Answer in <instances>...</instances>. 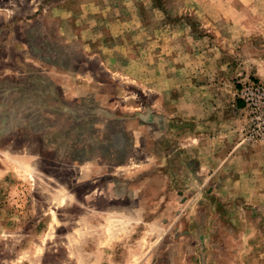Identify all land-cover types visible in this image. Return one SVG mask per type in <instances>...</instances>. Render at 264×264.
Wrapping results in <instances>:
<instances>
[{
  "label": "rangeland",
  "instance_id": "rangeland-1",
  "mask_svg": "<svg viewBox=\"0 0 264 264\" xmlns=\"http://www.w3.org/2000/svg\"><path fill=\"white\" fill-rule=\"evenodd\" d=\"M252 81L264 0H0V264H264ZM177 96L206 170L163 117Z\"/></svg>",
  "mask_w": 264,
  "mask_h": 264
},
{
  "label": "crops",
  "instance_id": "crops-1",
  "mask_svg": "<svg viewBox=\"0 0 264 264\" xmlns=\"http://www.w3.org/2000/svg\"><path fill=\"white\" fill-rule=\"evenodd\" d=\"M183 102V99L180 100V97L177 96L174 98L173 100V105L172 108L170 110H166V108H164L163 111V117L166 120L167 118H174L177 121H185L189 123V128L186 130H180L178 133L177 137V146L178 148H180V150L183 151V153H185V155L189 154V159H193L195 160L196 163L199 162V165H201L202 170H206V164L207 162L203 161V157L207 154H209L210 151V147H211V138H206L204 137V134H202V132H198L199 131V123H201L202 121L199 119V113H197V111L193 110L192 108L190 110H185L183 108V106L181 105V103ZM214 118L211 117L210 120H208L206 123H209V121H212ZM218 123L221 125H225L227 122H233L234 118L232 116H228V115H223L220 118L217 119ZM215 124V121H214ZM166 126V123H165ZM168 157V151H163L160 152L158 154V164L159 166H161L164 163V159H166ZM164 166V165H163ZM154 180H159V182H161L162 184L155 189L153 192V194H157L160 195L161 193V189L162 191L167 188L168 186V180H169V176L167 174V172H162V170H160V172L155 173V174H151L148 175L144 178L141 179V182H143L142 184L145 185H151L153 183H150ZM154 188V187H153ZM157 190V191H156Z\"/></svg>",
  "mask_w": 264,
  "mask_h": 264
},
{
  "label": "built area",
  "instance_id": "built-area-1",
  "mask_svg": "<svg viewBox=\"0 0 264 264\" xmlns=\"http://www.w3.org/2000/svg\"><path fill=\"white\" fill-rule=\"evenodd\" d=\"M248 111L249 125L244 129V139L264 142V82H247L240 91Z\"/></svg>",
  "mask_w": 264,
  "mask_h": 264
}]
</instances>
